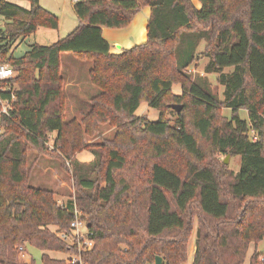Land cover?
<instances>
[{
	"label": "trees",
	"instance_id": "1",
	"mask_svg": "<svg viewBox=\"0 0 264 264\" xmlns=\"http://www.w3.org/2000/svg\"><path fill=\"white\" fill-rule=\"evenodd\" d=\"M198 2L199 9L190 0L79 1L70 34L14 58L17 43L40 27L58 29V20L33 3L25 9L0 0V64L15 74L0 83V100L9 101L8 114H0V264H35L20 260L26 245L42 253V264H72L51 252L84 264H154L156 256L184 264L194 216L191 264H244L249 247L264 241V0ZM144 7L151 12L145 43L112 53L102 28H126ZM64 54L90 63L97 90L79 119L66 118ZM201 57L208 59L204 74L223 87V101L204 77L183 72ZM177 84L180 96L171 92ZM142 103L159 112L156 121L136 116ZM101 124L116 128L114 139L87 146L84 137ZM29 149L61 160L74 200L59 205L53 192L28 184ZM84 150L92 161L76 159ZM210 153L239 157L237 171ZM178 157L182 171L164 161ZM74 208L90 250L71 234ZM263 255L255 249L249 264H264Z\"/></svg>",
	"mask_w": 264,
	"mask_h": 264
},
{
	"label": "rangeland",
	"instance_id": "2",
	"mask_svg": "<svg viewBox=\"0 0 264 264\" xmlns=\"http://www.w3.org/2000/svg\"><path fill=\"white\" fill-rule=\"evenodd\" d=\"M11 3L23 6V3L18 0H9ZM39 6L54 16H56L58 20V29L53 34H58L59 37L64 38L68 34H70L77 26V19L73 13L71 8V4L69 0H39ZM197 9H199L198 1L196 0ZM3 24V21L0 20V26ZM42 30V29H41ZM147 39V33L145 37V41ZM49 35H43L41 32L36 33L30 37H27L24 42L17 43L12 50V56L14 58L22 57L29 49L30 46L34 43H37L41 46L50 45ZM140 42V43H145ZM205 48V42L202 41L199 46L197 47L196 53L200 54L203 52ZM71 58V59H70ZM70 60H75L76 64H72ZM208 59L205 57H201L195 63H192L190 67L183 71L190 80H194L196 77H204L210 85L211 92L216 95L219 101H223V87L218 85L217 83V76L216 75H208L204 74V67L207 64ZM71 66H75V72L73 69H70ZM90 68V63L81 61L79 59L74 58L70 54H64L62 57V69L61 73L62 76L66 79L73 74V80L77 81L79 86L81 87L82 91H80L79 98L83 100V102L87 101V109L85 108L82 111L75 112L74 115L72 112L67 110L66 118L67 120L71 119H79L83 117L90 109L89 99L97 94V90L89 83L88 79V71ZM72 74H69L68 72ZM231 68H227L224 70L225 73L231 72ZM70 75V76H69ZM15 76V74H14ZM65 84V83H64ZM93 92V94H92ZM171 92L174 95H182V90L179 84L173 85L171 88ZM66 95V93H65ZM67 100V98H66ZM68 105V104H67ZM84 106V105H83ZM220 111L223 116L231 117V111L220 107ZM82 115V116H81ZM239 118L242 120H247L248 114L245 110L239 111ZM74 116V117H73ZM136 116L143 117L149 121H156L159 116V112L151 107L148 106L147 103H142L136 111ZM165 118L169 120L171 125H174L175 116L168 112L165 115ZM116 128L113 126H109L108 124H101L94 135H89L84 137V143L87 146H97L105 141L113 140L115 137ZM54 137V134L51 135ZM52 142L51 139L47 144L48 150H52ZM90 154L89 151L84 150L78 154ZM228 158L227 168L230 171L236 172L239 166V157H231L230 155H223L219 153H210L207 158L211 159L214 163L221 165L225 162V159ZM167 164H175L178 170H183L184 162L183 160L178 157L175 163L170 162L168 159L164 160ZM83 163V162H82ZM26 170L31 168V172H29V179L28 184L33 188H40L45 189L53 192L54 199L59 205H65L72 200L76 196V191L73 187V182L69 171L64 170L62 166V162L59 158H56L53 155H49L46 153H36V151L28 150L27 151V161H26ZM61 184V185H60ZM195 212V211H194ZM84 224V223H83ZM192 233L191 237L188 241L187 245V261L184 264H191L193 261L194 253H195V239H196V230H197V218L194 216L192 220ZM51 230L55 231L54 227H50ZM82 233L85 234V230L83 227H80ZM72 234V233H71ZM70 238H67V242H70ZM24 254H20V260L25 263H30L31 259L34 260L35 264H42L41 263V255L42 253L29 245L23 246ZM261 254H264V241L260 242L255 245H251L248 249V253L245 259L244 264H249V258L254 252V250ZM48 255L53 259H61V260H72L77 259L74 256L65 255L62 253H48ZM264 256V255H263ZM84 264V263H83Z\"/></svg>",
	"mask_w": 264,
	"mask_h": 264
},
{
	"label": "crops",
	"instance_id": "3",
	"mask_svg": "<svg viewBox=\"0 0 264 264\" xmlns=\"http://www.w3.org/2000/svg\"><path fill=\"white\" fill-rule=\"evenodd\" d=\"M18 1L23 3V6H21V5H19V6L25 8V9H29L31 7V4L33 3V2L31 3L30 1H26V0L25 1L24 0L23 1L18 0ZM69 1L71 4V8L73 10V5L76 2L83 1V0H69ZM190 1L194 5V7L197 8L196 0H190ZM198 5L200 8L199 2H198ZM73 13H74V11H73ZM150 13H151L150 8L144 7L133 18L130 25L127 26L126 28H123V29L102 28V36L108 42V44L111 46V52L112 53L117 54L123 50L131 49L134 46L141 45L142 43H140V42L145 41V37H146V33H147V24H148V20L150 17ZM0 20L3 21L2 19H0ZM77 23H78V20H77ZM1 26H3V24H1ZM56 30L40 27L36 30V32L33 35H35L38 32H41L43 35H49L50 40H51L50 42H52L50 45H52L57 40L61 39V37H59L58 34H55V35L53 34L54 32H52V31H56ZM26 39H24V40H26ZM24 40L19 42V43L21 44L22 42H24ZM35 44L39 45L37 43H34L32 45H35ZM62 57H63V55L61 56V69H62ZM70 62L74 65L76 64L75 60H70ZM69 67H70V69H73L75 72V68H76L75 66H73V68L71 66H69ZM68 73L72 74L70 71ZM64 81H65L64 91L66 93L68 111L72 112V114L74 115L75 112L82 111L85 108L87 109V107H86L87 101L83 102V100L79 98V94H80V91H82V89L78 85L79 83L77 81L73 80V74L69 77V79H66L64 77ZM92 94H93V92H92ZM76 159L79 162L88 163V162L93 160V156L91 154H87V156H84V154L82 153V154H77Z\"/></svg>",
	"mask_w": 264,
	"mask_h": 264
},
{
	"label": "built area",
	"instance_id": "4",
	"mask_svg": "<svg viewBox=\"0 0 264 264\" xmlns=\"http://www.w3.org/2000/svg\"><path fill=\"white\" fill-rule=\"evenodd\" d=\"M14 78V72L12 71L11 68H9L7 65L5 64H0V83L9 79ZM1 92V91H0ZM13 99V97H12ZM0 114H8V109H9V101H1L0 100ZM1 132V130H0ZM74 215L76 217L75 220H73L70 224V230L72 232L73 237L78 240V243L82 245L83 248L90 250L92 247V243L87 240L86 236H87V229L85 224L81 223L78 221V213L76 211V209L74 208ZM83 227V229L85 230V234L82 233V231L80 230V227ZM61 237H63L64 239H67V237L64 234H61ZM20 253L23 255L24 254V248L20 247L19 248ZM264 260V257L262 258ZM72 264H83L81 262V260L79 258L77 259H72L71 260Z\"/></svg>",
	"mask_w": 264,
	"mask_h": 264
},
{
	"label": "water",
	"instance_id": "5",
	"mask_svg": "<svg viewBox=\"0 0 264 264\" xmlns=\"http://www.w3.org/2000/svg\"><path fill=\"white\" fill-rule=\"evenodd\" d=\"M34 6H39V0H33ZM176 110H179L180 107H175ZM229 156L225 159L224 164L228 163ZM154 264H163V259L160 256H156L154 260Z\"/></svg>",
	"mask_w": 264,
	"mask_h": 264
}]
</instances>
